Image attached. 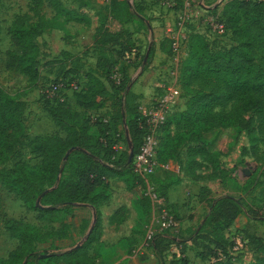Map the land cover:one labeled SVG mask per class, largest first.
I'll return each mask as SVG.
<instances>
[{"label":"trees","instance_id":"trees-1","mask_svg":"<svg viewBox=\"0 0 264 264\" xmlns=\"http://www.w3.org/2000/svg\"><path fill=\"white\" fill-rule=\"evenodd\" d=\"M222 1L218 22L230 34L234 46L214 50L203 35H189L186 56L178 71L186 103L183 110L172 116L168 114L158 132L157 162L160 165L174 164L180 148L187 146L184 170L193 179L201 178L196 176V171L202 167L201 159L213 172L225 175L217 157L208 149L204 135L209 131L240 127L249 136L252 152L256 149L257 136L264 137V0ZM27 2L36 22L27 24L31 21L29 15L16 19L9 29L11 46L6 57L7 68L24 76L29 86L34 87L39 81L36 38L49 24L59 30L53 21H47L41 15L44 3L54 12V18L62 17L64 23L89 27L90 19L66 9L59 0ZM134 20L143 24L147 18L142 8L129 6L127 0H109L104 10L98 11L97 28L92 34L90 47L96 54L95 69L87 76L85 88L75 100L76 108L82 112L100 111L111 102L115 115L111 120L88 117L83 125H79L77 112L64 107L49 109V117L64 137H35L28 142V149L40 161L37 165L16 162L10 168L3 167L13 158L25 137L22 120L26 104L19 96H11L0 89V184L18 197L27 210L35 211L39 216L58 212L68 216L78 205L99 209L109 203V181L114 178L122 181L129 193L137 187H146L144 181L133 174L128 155L122 164L114 162L116 149L110 137L117 130V125L124 126L128 134V138H124L126 149L129 150L130 146L135 155L142 144L138 106L132 123L124 120L122 115L129 107L127 95L130 84L120 85L127 78L130 64L127 55L136 46L133 33L126 28ZM164 43L168 47L171 45ZM152 50L150 45L149 52ZM148 66L147 60L141 62V73ZM117 72L119 75L115 77ZM248 113L253 114L256 128L242 119ZM171 126L178 129L175 136L170 134ZM163 174L172 175L170 172ZM155 178H159L158 174L149 178L150 183ZM155 192L164 201L157 190ZM38 199L42 208L36 207ZM133 204L142 217H147L153 209V203L145 193ZM206 207L209 216L201 228L212 227L221 233L231 227H242L246 222L236 227L241 217L248 221L247 213L231 196L210 199ZM127 212L125 207L118 208L109 217L108 224L117 227L124 223ZM100 219L97 212L95 225L80 247L50 254L37 252L42 236L36 227L8 220L4 224L5 231L17 244L5 259H0V264H97V244L102 234ZM162 232L153 236L152 241H155L150 242L156 257L170 252V246L175 243L174 238L166 236L171 231ZM210 238L203 247L200 260L213 257L215 262L212 264H235L218 258L223 237L215 235ZM163 239L166 244L161 246ZM181 264H187V261ZM253 264H264V254Z\"/></svg>","mask_w":264,"mask_h":264},{"label":"rangeland","instance_id":"rangeland-1","mask_svg":"<svg viewBox=\"0 0 264 264\" xmlns=\"http://www.w3.org/2000/svg\"><path fill=\"white\" fill-rule=\"evenodd\" d=\"M68 10L86 16L90 19V26L83 24L64 23L62 17L54 18V12L44 3L41 15L47 21H53L59 30L52 27L39 34L36 38L39 47V81L30 87L27 79L7 68V51L10 49L9 29L16 19L29 15L31 22H36L30 11L27 0H0V89L11 96H19L26 104V111L22 124L24 139L17 146L15 155L5 165L10 168L16 162L28 165H37L40 161L28 149L27 145L35 137H64L54 126L47 111L56 107L69 108L78 114V123L83 125L85 118L94 117L98 120H111L115 111L111 102L100 111L82 112L75 106L76 97L84 90L87 76L95 69L96 54L90 49L92 34L97 28V13L104 10L109 0H59ZM129 6H138L143 9L147 18L145 23L134 20L126 26L133 33L135 50L127 55L129 67L127 78L121 82L124 86L129 82L128 99L130 101L127 112L122 113L123 119L133 122L138 108L149 104L159 92L161 83L173 87L174 99L170 105L169 115L184 108L186 98L183 97L179 85V68L184 58V50L178 47L171 54L169 62L157 57L155 47L164 43L163 38L167 30L175 33L183 19V26L188 32L197 31L207 39L214 50L229 49L234 46L230 34L224 29H215L212 22H218L212 12H205L202 7L214 8L221 6L222 0H127ZM217 1V2H215ZM215 2V3H214ZM188 3V4H186ZM215 13V12H214ZM52 19V20H51ZM220 24V23H219ZM214 28V30H213ZM156 31L157 36L154 34ZM153 50L148 52L149 46ZM148 52V68L141 73L140 65ZM150 55V57H149ZM157 58V61L155 59ZM160 59V60H159ZM157 69L164 66L158 73L161 80L151 71L152 65ZM119 72L115 75L118 77ZM154 77L156 79L154 80ZM158 81L156 86L152 81ZM120 80H117V83ZM52 85H62L61 91L49 96L47 91ZM75 86L76 88H73ZM63 100V101H62ZM227 109V108H225ZM254 128L257 127L252 113L242 117ZM88 126V125H87ZM117 130L111 133L114 141L116 157L114 162H122L130 150L124 142V126H116ZM178 129L171 126L170 134L175 136ZM257 136V132L255 131ZM208 149L218 161L219 167L225 175L213 172L203 160L202 167L196 171L200 179H193L184 170L186 163L187 146L180 148L173 160L177 167L176 175H164L152 180L151 186L163 197L161 204L153 205L151 213L142 217L134 206V201L146 192V187H137L132 193L126 190L122 181L111 179V197L109 203L99 209L87 205H78L68 216L61 213L39 216L32 210H27L14 194L7 191L0 184V259L16 247V240L5 231L4 224L8 220H17L36 227L42 236V242L36 247L38 253H53L68 251L81 241L95 225L96 213H100L102 237L108 242L106 251L102 244H97V264H212L211 257L201 261L199 256L210 237H223V246L218 258L229 260L235 264H253L254 260L264 254V137L257 136L255 151L250 149L249 136L239 127L218 128L204 135ZM251 150V151H250ZM207 192V193H205ZM231 196L237 200L240 208L247 213L248 221L241 217L237 226L223 232L212 227H202L208 219L207 202L222 196ZM206 202V203H204ZM128 209L125 222L118 228L107 225L109 216L118 208ZM164 209L172 216L177 227L166 233L167 237L174 238L175 243L170 246V252L154 256L150 242L152 237L163 233L157 224L161 210ZM95 215V220L93 219ZM126 237V238H124ZM160 240V239H159ZM166 240L160 242L161 246ZM113 245V246H112ZM111 246V247H110ZM237 247V249H234ZM263 252V253H262ZM217 257V256H216Z\"/></svg>","mask_w":264,"mask_h":264},{"label":"built area","instance_id":"built-area-1","mask_svg":"<svg viewBox=\"0 0 264 264\" xmlns=\"http://www.w3.org/2000/svg\"><path fill=\"white\" fill-rule=\"evenodd\" d=\"M263 1V0H256ZM188 4V3H186ZM217 29H221L222 25L215 23ZM173 50L177 49L176 44H173ZM157 87L160 93H157L155 98L147 104L138 108L140 116L139 128L143 130L142 144L139 151L132 156L131 169L133 174L140 177L146 186L145 196L149 197L153 205L161 204V199L157 196L155 190L151 186L149 178L158 173L170 172L169 162L166 165H160L157 162L158 150V132L161 126L165 123L170 111V105L174 99L175 90L171 86L161 83ZM62 85H52L47 94L49 96L55 95L61 91ZM73 88H76L73 86ZM175 166V164H173ZM157 224L161 231H173L177 224L172 216H170L164 209L161 210V215L158 217ZM234 249H237L235 247Z\"/></svg>","mask_w":264,"mask_h":264},{"label":"crops","instance_id":"crops-1","mask_svg":"<svg viewBox=\"0 0 264 264\" xmlns=\"http://www.w3.org/2000/svg\"><path fill=\"white\" fill-rule=\"evenodd\" d=\"M193 1V0H192ZM215 2H217V1H215ZM214 2V3H215ZM222 6H223V4L221 5V6H217V5H215L214 6V8H211V7H202V8H204V9H206V11L205 12H208V11H210V12H212V14H214L213 16L216 18V20H218L219 18H220V16H221V10H222ZM215 12V13H214ZM183 22H184V20L182 19L181 21H180V23L178 24L179 25V28H178V30H176L175 31V33H172V31L171 30H167V34L164 36V38H163V42L164 41H166V42H168V43H171V45L168 47L167 45H165V43H160V44H157V46L155 47V54H156V56L157 57H163L164 58V60H167L168 62H169V60L171 59L170 57H171V53L172 52H174V50H173V44L175 43L176 44V46H177V48L178 47H180V48H182L183 50H184V56H186V44H187V39H188V37H189V35L191 34V33H198V34H200V35H203V34H201V33H199V32H197V31H192L191 32V30L189 29L188 30V32L186 31V29L184 28V24H183ZM215 23H217V21L215 22H212L211 23V25H214V28L215 29H217L216 27H215ZM217 24H219V23H217ZM222 25V24H221ZM224 26L222 25V28H223ZM214 28H213V30H214ZM154 34L157 36V33H156V31L154 32ZM166 46H167V48H166ZM185 58V57H184ZM184 58H182V60L184 59ZM160 60V59H159ZM157 61V58L155 59V61L154 62H156ZM157 65V63L155 64V65H152V67H151V69H150V71L155 75V76H157V78L159 79V80H161V77H160V75H158V73H160L163 69H164V66H162V67H160V68H156L155 66ZM158 66V65H157ZM156 79V77H154V80ZM152 81V83H153V85L154 86H156L157 84H158V81ZM181 110H183V108H181L180 109V111ZM170 170L173 172L172 173V176L173 175H176L178 172H177V167L176 166H174L173 164H171L170 165ZM164 175H167V174H163V173H158V177L160 178H162ZM128 210V209H127ZM116 211V210H115ZM114 211V212H115ZM113 212V213H114ZM112 213V214H113ZM111 214V215H112ZM110 215V216H111ZM109 216V217H110ZM109 219V218H108ZM125 222V221H124ZM123 224V223H122ZM122 224H120V225H118L117 227H115V226H111V227H114L115 229L116 228H118V227H120ZM107 225L108 226H110L109 224H108V220H107ZM92 231V230H91ZM124 238H126V237H124ZM100 244H102L103 245V248L102 249H104V250H108L109 249V246H106V244L108 243L107 241H106V239H105V237L103 236L102 237V234H101V236H100V238H99V241H98ZM98 243V244H99ZM113 246V245H112ZM111 247V246H110ZM220 259H222V256H221V258ZM96 262L98 263L99 262V258H97V260H96ZM234 263V262H233Z\"/></svg>","mask_w":264,"mask_h":264},{"label":"water","instance_id":"water-1","mask_svg":"<svg viewBox=\"0 0 264 264\" xmlns=\"http://www.w3.org/2000/svg\"><path fill=\"white\" fill-rule=\"evenodd\" d=\"M148 52H149V48H148ZM148 52L146 53L143 62H146V60H147V58H148ZM125 136H126V138H128V134H127V131H126V130H125ZM129 150H130V152H129V155H128V163L131 162V160H132V156H133V153H132V150H131V147H130V146H129ZM71 151H72V149H71L69 152H71ZM68 154H69V153L66 154L65 159L67 158ZM36 207H38V208H42V207L39 205V199H38L37 202H36ZM93 219L95 220V215H93ZM92 228H93V227L90 228V231H89V233L86 235L85 239H84L83 241H81L79 244H77L76 246H74L73 248L80 247V246L85 242V240H86L87 237L89 236V234H90ZM42 257H43V256H42Z\"/></svg>","mask_w":264,"mask_h":264}]
</instances>
